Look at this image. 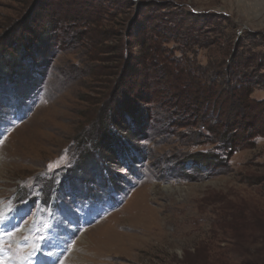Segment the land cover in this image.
Segmentation results:
<instances>
[{
    "label": "rangeland",
    "instance_id": "374dc122",
    "mask_svg": "<svg viewBox=\"0 0 264 264\" xmlns=\"http://www.w3.org/2000/svg\"><path fill=\"white\" fill-rule=\"evenodd\" d=\"M34 2L0 0V44L11 38ZM137 2L142 10L140 4L133 7L110 29L121 34L122 42L138 25H146L152 4L167 3L172 7L158 14H168L169 21L182 16L188 24L189 16L200 17L204 34L196 39L207 45L162 44L170 58L211 73L231 59L233 50L244 60L255 56L256 63L264 62V0ZM50 4L52 11L79 15L93 0ZM59 34L64 40L53 42L40 58L43 67L36 77L41 85L26 99L23 112L0 109V264L25 261L30 249L39 248L34 239L62 228L70 240L56 264H264V138L248 142L251 136L239 131L236 142L247 146L226 155L223 144L212 141L204 128L178 125L182 119L167 116L160 105L149 111L153 118L145 137L136 138L137 154L111 158L99 167L104 177H96L93 169L91 182L79 180L80 156L96 152L97 141L109 135L108 123H97L107 109L116 108L104 89L105 82H116L117 64L109 55V61H87L76 31ZM160 72L150 64L143 73L148 85L158 82ZM253 81L252 99L264 101V74ZM240 109L235 105L232 113ZM255 127L264 131V120ZM197 154L218 155L220 167L196 166ZM76 189H92L94 196L74 195ZM83 205L104 211L86 227L68 224V217L77 222Z\"/></svg>",
    "mask_w": 264,
    "mask_h": 264
},
{
    "label": "trees",
    "instance_id": "16d2710c",
    "mask_svg": "<svg viewBox=\"0 0 264 264\" xmlns=\"http://www.w3.org/2000/svg\"><path fill=\"white\" fill-rule=\"evenodd\" d=\"M52 1L35 0L27 12H30L29 15L17 24L19 27L11 38L0 44V83H6L0 89V109L13 108L16 112H23L26 99L41 85L36 77L43 67L39 63L40 58L53 42L64 40L63 35L59 34L62 29L77 32L76 40L82 44L87 57L83 58L87 61L113 60L117 64L112 75L116 82H105L104 90L109 91L107 99L115 103L116 108L107 109L108 112L102 113L97 123L101 127L103 122H107L109 135L97 141L96 152L86 151L80 156L76 170L83 175V179L79 180L91 182L93 169L96 177H104L99 167L106 165L111 158L118 159L121 154L133 156L132 151L137 154L134 147L136 138L145 137L147 124L153 118L148 116L149 111L159 110L160 105L165 113L168 112L167 116L182 119L178 125L191 129L204 128L212 141L223 144L226 155L247 146L245 141L236 142L239 131L245 133L246 137L251 136L248 142L264 138V131L255 127L264 120V101L252 99L256 86L253 80L259 73L264 74L263 61L256 63L255 56L244 60L243 54L237 56L233 50L231 59L219 64L217 70L211 73L206 68L190 67L183 60L170 58L169 52L162 49V44L169 42L187 43L186 47L193 48L207 46L196 39V36L204 34L200 31L202 21L199 16H189L188 24H184L187 18L182 16L169 21L168 14L158 13L172 5L152 4L154 8L150 10L152 14L147 18L146 25H138L122 42L121 34H112L110 29L119 16L126 17L133 7L140 4L142 10V4L137 0H93L90 8L79 15L61 8L52 11ZM167 24H172V28H167ZM158 25H165L163 28L166 29L161 31ZM104 28L109 31H103ZM132 60L134 63L130 64ZM117 62L121 65L118 66ZM150 64L161 71L158 82L152 86L148 85V79H144L143 75ZM159 95L161 99L157 98ZM155 97L157 100L153 101ZM145 105H150L152 110ZM235 105L241 106L239 114L232 113ZM220 111H223L224 123ZM104 151L110 158L104 156ZM218 159V155L197 154L192 160L196 166L208 169L220 167ZM112 180L116 182L114 178ZM74 193H80L83 197L94 196L90 195L92 189H76Z\"/></svg>",
    "mask_w": 264,
    "mask_h": 264
},
{
    "label": "bare ground",
    "instance_id": "6f19581e",
    "mask_svg": "<svg viewBox=\"0 0 264 264\" xmlns=\"http://www.w3.org/2000/svg\"><path fill=\"white\" fill-rule=\"evenodd\" d=\"M0 236H1V235H0ZM2 238L6 239L7 237L5 238V237L3 236ZM6 240H7V239H6ZM23 241H24V240H23ZM27 243H28V242H27ZM79 252H80V251H79ZM27 255H28V254H27ZM91 261H92V260H91ZM22 262H24V259L21 261V263H22ZM21 263H19V264H21Z\"/></svg>",
    "mask_w": 264,
    "mask_h": 264
},
{
    "label": "built area",
    "instance_id": "2783aa9c",
    "mask_svg": "<svg viewBox=\"0 0 264 264\" xmlns=\"http://www.w3.org/2000/svg\"><path fill=\"white\" fill-rule=\"evenodd\" d=\"M248 2H255V1H259V0H246Z\"/></svg>",
    "mask_w": 264,
    "mask_h": 264
}]
</instances>
